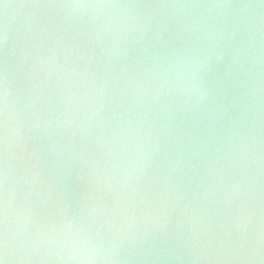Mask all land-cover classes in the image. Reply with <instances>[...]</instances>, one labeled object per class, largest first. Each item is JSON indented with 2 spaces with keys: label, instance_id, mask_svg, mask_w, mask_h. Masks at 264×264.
Segmentation results:
<instances>
[{
  "label": "water",
  "instance_id": "1",
  "mask_svg": "<svg viewBox=\"0 0 264 264\" xmlns=\"http://www.w3.org/2000/svg\"><path fill=\"white\" fill-rule=\"evenodd\" d=\"M7 264H264V0H0Z\"/></svg>",
  "mask_w": 264,
  "mask_h": 264
},
{
  "label": "clouds",
  "instance_id": "2",
  "mask_svg": "<svg viewBox=\"0 0 264 264\" xmlns=\"http://www.w3.org/2000/svg\"><path fill=\"white\" fill-rule=\"evenodd\" d=\"M4 252L7 258V244L6 243L4 245ZM95 258L96 257L94 255H91L88 252H85L79 257H76V259L82 261V264H94Z\"/></svg>",
  "mask_w": 264,
  "mask_h": 264
},
{
  "label": "snow or ice",
  "instance_id": "3",
  "mask_svg": "<svg viewBox=\"0 0 264 264\" xmlns=\"http://www.w3.org/2000/svg\"><path fill=\"white\" fill-rule=\"evenodd\" d=\"M0 264H7V258L4 252L2 242H0Z\"/></svg>",
  "mask_w": 264,
  "mask_h": 264
}]
</instances>
